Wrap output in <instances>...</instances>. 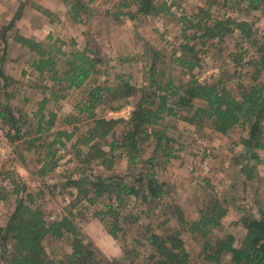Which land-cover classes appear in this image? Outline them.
<instances>
[{
    "label": "rangeland",
    "instance_id": "1",
    "mask_svg": "<svg viewBox=\"0 0 264 264\" xmlns=\"http://www.w3.org/2000/svg\"><path fill=\"white\" fill-rule=\"evenodd\" d=\"M122 2L123 0H81L84 8L79 9L82 11L80 21L75 22L72 20V12L62 0H0V100L7 102L21 116L22 122L27 119L28 122L20 127L23 132L27 131L25 135H30L22 140L9 141L7 127L0 120V225H5L20 191L25 189L35 196L34 203L41 208L47 220H57L62 214L74 211L73 221L79 233L97 250V259L102 255L113 264H152L148 258L151 247L144 237V226L150 225L158 234H164L166 229L179 228L189 253V264H207L202 258L200 236L184 230L175 217L165 221L169 214L163 207L178 203L189 221L198 217V210L206 195L217 196L224 201L227 213L222 226L214 230L216 236L232 233L240 237L243 232L240 219L243 215L248 212L259 215L260 210H263V215L264 149L257 151L259 162L243 158L244 148L240 138L247 135L246 126H237L226 135H221L208 125L194 128L178 118L168 117L164 125L174 140L172 146L176 157L165 165H158L155 170L169 184L167 194L157 201L156 207L155 202H152L149 206L142 204L132 211V205L128 204L124 213H136L141 207L149 209V213L138 214L140 219L137 224L121 223L124 230L114 238L107 232L109 217H102L97 213L102 208L100 203L90 205L86 200L77 201L74 199L75 188L61 187L66 183L65 177L79 172L80 157L75 155L76 149L70 144L82 137L91 126L86 114H81L79 121L64 123L66 117L71 120L72 116L78 115L76 107L84 97L83 90L65 89L64 82L57 84L49 80L47 73L39 76L30 65L33 54L15 43L13 36L18 33L32 37L67 55L85 50L87 55H94L102 60L98 65L100 75H93V79L100 77L101 81L105 79L113 82L118 74L124 75L131 84L140 86L147 81L151 60L155 61L158 69L166 67V71L176 78L188 79V75L184 76L171 61L172 54L178 55L182 42L180 17L197 13L200 8L209 9L213 17L225 14L237 20L249 21L256 34L262 38L264 4L260 9L252 10L247 9L242 0H154L157 5L165 2L169 6L168 13L135 14L131 19L125 13L134 12L135 6L124 7ZM19 12L13 28L7 30L4 41L3 27ZM237 41L239 36L235 32L220 43L206 46L204 53H201L200 67L194 70V75L199 81L206 83L221 79L239 97L240 92L251 83V72H247L248 66L242 67L241 63L235 65L231 60V53L240 52L236 46ZM246 47L250 50L249 54H252L253 48ZM3 51L5 53L2 55ZM64 57L66 56L59 54L62 61ZM58 66L64 69L61 61ZM2 75L7 78V82ZM257 82L264 83V73ZM43 99V114L46 117H49L50 112L56 115L54 127L42 132V139L34 147L27 149L28 143L25 141L38 136L35 134L40 114L38 108ZM132 110V103L119 109H111L108 104H103L96 108V114L126 121ZM123 125L120 122L115 126L116 136H120ZM74 127L77 128L71 141L56 153L57 166L54 171L46 173L47 177L44 179H39L37 174L42 160L48 163L51 159L46 158L47 150L39 145L45 142L42 147H46L55 129L71 131ZM55 148L57 149L56 145ZM80 148L86 151V147L81 145ZM153 148L154 144L148 141L143 158L149 157ZM118 153L117 149L110 168L96 161L89 165L83 164L82 167L94 176L106 178L118 175L131 183L133 177L130 172L135 169L128 170L126 157ZM207 179L209 185L206 183ZM69 241L68 236L60 239L47 236L43 245L50 258L65 262L71 251ZM0 264H7L4 257H0Z\"/></svg>",
    "mask_w": 264,
    "mask_h": 264
},
{
    "label": "trees",
    "instance_id": "2",
    "mask_svg": "<svg viewBox=\"0 0 264 264\" xmlns=\"http://www.w3.org/2000/svg\"><path fill=\"white\" fill-rule=\"evenodd\" d=\"M242 1L246 3L247 9L252 10H258L264 4V0ZM62 2L72 12V20L79 22L82 12L79 9L84 8L81 0ZM122 5L135 6L134 12L125 13L131 19L135 14L168 13L169 10L165 2L157 5L154 0H123ZM19 15L20 12L16 13L3 27L4 41L7 30L13 28ZM179 22L182 42L178 55L172 54L171 61L184 76L188 75V79L176 78L166 71V67L158 69L155 61L151 60L147 81L140 86L131 84L124 75L118 74L113 82L105 79L101 81L100 77L93 79V75H100L98 65L102 60L97 56L87 55L85 50L67 55L60 49L32 37L18 33L13 36L15 43L33 54L30 65L39 76L47 73L49 80L57 84L64 82L65 89L83 90L84 97L76 107L78 115L72 116L71 120L66 117L64 123L79 121L81 114H86L91 126L82 137L70 144L76 149L75 155L80 157L79 172L65 177L66 183L61 187L75 188L74 199L77 201L86 200L90 205L100 203L102 208L97 213L99 216L109 217L107 232L114 238L124 230L121 223L137 224L140 219L138 214L149 213V209L145 210L143 207L136 213H124L128 204L132 205V211L142 204L149 206L152 202H155L156 207L157 201L167 194L169 184L155 170L158 165H165L176 157L172 146L174 140L164 125L168 117L178 118L194 128L208 125L221 135H226L237 126H246L247 135L240 138L244 148L242 156L246 161L259 162L257 151L264 149V83L257 82L264 73V33L260 38L249 21L237 20L225 14L213 17L209 9L203 8L188 17H180ZM235 32H238L239 41L236 46L240 52L231 53V60L235 65L241 63L242 67L248 66L247 72H251V83L240 92L239 97L221 79L206 83L199 81L194 75V70L200 67L201 53H204L206 46L220 43ZM246 46L253 48L252 54H249L250 50ZM3 53L5 51L2 55ZM59 54L66 56L64 61L59 58ZM60 61L64 69L58 66ZM104 73L107 74V71ZM5 79L7 78L3 76V80ZM44 102L43 99L38 108L40 114L35 132L38 136L25 141L28 143L27 149L34 147L42 139V132L54 127L56 115L50 112L49 117H46L43 114ZM128 103H132L133 110L126 121L96 114L99 105L108 104L111 109H119ZM0 120L7 127L9 141L14 142L30 136L25 135L27 131L23 132L20 127L28 122L27 119L22 122L21 116L7 102L1 100ZM120 122L124 123L123 130L120 136H116L114 128ZM76 128L71 131L55 129L46 147H42L45 142L39 145L47 150L46 158H51L48 163L42 160L37 174L39 179H44L47 177L46 173L54 171L57 166L56 153L71 141ZM148 141L154 144V148L149 157L143 158L144 147ZM81 145L86 147L85 152L80 148ZM117 149L119 155L126 157L128 170L135 169L130 172L133 177L131 183L126 182L123 176L104 178L84 171L83 164L89 165L93 161L110 168ZM206 183L209 185L208 179ZM34 200L32 193L22 189L5 225H0V257H4L7 264H113L105 256L96 258L97 250L79 233L73 221L74 211L50 221L44 217L43 211L35 205ZM223 202L217 196L206 195L198 210V217L189 221L181 206L174 202L163 207L169 214L165 221L175 217L184 230L200 236L201 254L207 264H264L263 210H260L259 215L248 212L241 217L243 232L240 237L232 233L216 236L214 230L222 226V220L227 213ZM144 228L145 240L151 247L148 258L152 264H189V253L179 228L166 229L164 234L156 233L150 225H145ZM47 236L56 239L69 237L71 251L65 262H57L48 256L43 245Z\"/></svg>",
    "mask_w": 264,
    "mask_h": 264
}]
</instances>
